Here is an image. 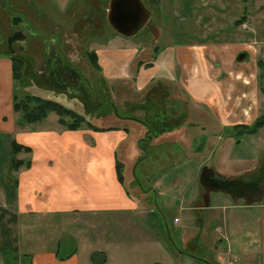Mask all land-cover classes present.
<instances>
[{
    "label": "crops",
    "instance_id": "1",
    "mask_svg": "<svg viewBox=\"0 0 264 264\" xmlns=\"http://www.w3.org/2000/svg\"><path fill=\"white\" fill-rule=\"evenodd\" d=\"M117 45V50L109 46L97 51L100 73L108 84L132 78L134 89L141 93L151 83L165 80L181 91L192 110L209 116V127L205 125L209 131L219 136V129L227 127L222 114L232 113L229 108L235 109V105L228 102L235 88V72L229 65L221 68L216 56L229 60V54L235 50H208L195 42L175 49L158 48L151 57L139 46H124L120 41ZM12 64L9 57L0 55V264H162L161 259L171 263L178 257L156 234L158 223L146 217L147 208L157 201L161 208L174 207L186 212L185 225L178 216L173 218L170 227L164 224L169 239L171 231L175 237H180L182 245L188 234L204 242L203 235L210 229V232L224 234L228 243L225 240L221 243L227 244L230 250V241L237 245L236 237L242 236L241 253H252L253 242H256L258 250L254 252L258 253L259 264H264V205L243 209L218 199L220 194H214V200L211 194L210 206L199 207L202 199V189L197 183L200 169L206 166L211 172L225 176V164L231 161L224 151L217 154L215 139L209 137L203 142L200 131L204 128L198 130L199 123L185 122L179 129L159 136H163L167 144L179 140L188 146L185 151L179 149L183 153L175 154L176 161L189 164L190 160L198 159L199 164L178 175H160L156 172L159 162L170 165L173 155L166 147L165 158L157 150L155 162L140 170L142 178L152 180L147 183V190L135 196L123 180L119 181L117 168L129 153L133 155L132 151H120L125 145L132 146L131 134L123 130L69 129L59 124L57 115L55 123L45 124L51 113L42 122L19 126V114L13 105L15 99L23 98L25 93L13 77ZM204 68L208 70L205 76ZM226 68L233 71L225 72ZM29 82L34 92L57 100L48 96L53 86L45 82L38 84L39 89L44 90L41 93L37 85L33 88V83ZM243 84L248 86V81ZM221 91L227 93L226 99H219ZM177 93L173 94L174 98ZM92 104L88 100L78 106H66L73 110L78 107L84 118L95 119L98 109L92 110ZM13 142L29 149V153L21 152L16 156L24 163L30 161L28 168L12 169ZM159 146L161 143L155 142L148 148ZM148 148L138 152L137 167L147 160ZM135 181L146 189L138 179ZM255 208L258 210L252 213ZM200 212L202 221L196 220ZM255 215L258 217L254 218ZM217 250L221 251L220 246ZM60 253L67 254L60 257ZM228 253H232L231 250ZM93 254L97 255L96 262L91 259ZM249 259L246 256L243 260Z\"/></svg>",
    "mask_w": 264,
    "mask_h": 264
},
{
    "label": "rangeland",
    "instance_id": "2",
    "mask_svg": "<svg viewBox=\"0 0 264 264\" xmlns=\"http://www.w3.org/2000/svg\"><path fill=\"white\" fill-rule=\"evenodd\" d=\"M141 1L150 12L149 22L136 36L123 38L107 25L106 15L109 0H0V55L24 61L25 65L21 70L22 75L33 83L34 88V85H38L41 82H38L34 76L33 66H35V69H41L43 66L42 61L48 69L47 78L50 81L55 80L56 70L54 71L55 67L52 66V63L61 64V57H55L56 60L50 62L51 54L45 55V52L47 51L48 43H51L52 50L61 52L69 63L71 62V66L88 82V90L91 94L90 99L93 102H97V104L103 102L105 104L109 101L114 106H118L119 110L124 109V111L131 112V109L137 103H141L153 87H157L162 93L158 102L162 105L168 99L165 107H167L168 111L172 110L169 114H173V117L181 120L183 116L181 113L186 112L187 118L185 122L187 124L193 121L199 123L197 125L199 127L198 130L201 127L204 128L202 132L200 131L203 142L212 137V140L215 139L216 141L215 148L217 149V154L219 155V152L223 153L224 151L228 155L231 161L225 164V176L230 177L237 173L239 175L253 170L260 158L264 157V127L259 129L255 134H244L239 139V143H236L238 139L235 132L228 129L235 124L251 125L256 118L262 119L264 117V0ZM86 10H89L88 16H85L87 14ZM96 10H98L97 15L93 16ZM11 16L18 17L22 22V26L19 25L26 27L22 36H19V39L14 40L13 43H11L13 40L11 34L14 32L19 33L20 26L11 25ZM88 18L90 19L91 27L88 26L90 25L88 24ZM84 21L85 23L82 24ZM236 22L239 24H236ZM95 28L96 31H94ZM38 30L42 32V35ZM79 30L85 32L86 39H83L77 33ZM57 34H59L60 38ZM37 35L40 38H36ZM8 36H10V39L7 42ZM57 37L58 39L55 40ZM118 41L121 44L124 43V46H139V48L145 51L146 55H151L150 52L152 49L154 51L155 46L158 48L166 46L167 48L175 49L181 46L186 47L184 45H191L195 42L196 44H202L208 50L217 48H224V51L228 49L235 50L234 53L229 54V60L216 56L220 62L219 64H221V68L224 65H229L233 67L235 72L233 74L235 88L230 93V98L228 99L230 105H235V109L233 111L229 108L232 113L222 114L227 127L223 128L222 126L219 129V136L214 131H209V128L205 126L209 123V116L206 113L199 115L192 109H184L183 105L187 101V98L183 96L175 85L170 86L165 80L151 83L141 93L134 89L131 77V79L123 83L108 84L102 78L100 71L93 68L91 58L95 55L97 60V51L104 47L114 46L113 48L117 50L115 46H118ZM213 53L215 54V50ZM237 53L245 54V57L241 61H238L236 58ZM221 58L222 60H220ZM227 68L225 72L229 70L233 71V69ZM204 74H208V70L205 68L203 76H205ZM243 81H248V86H245ZM112 91H115V94ZM24 93L25 95L22 98L24 99L23 103L26 102L27 96L25 91ZM176 93L177 98H174L173 94ZM31 94L33 95L31 90H29L28 95ZM37 96H41V94ZM226 96L227 93L221 91L219 99L222 97L226 99ZM173 99L178 100L172 101V104H170ZM123 103H125V107L122 106ZM33 105L34 102H31L28 104V108H32ZM177 109L180 112H174ZM101 111L97 112L98 116L95 119H85L89 120L93 125L100 127H109L117 123V118L105 117V112L107 113V111L105 110L103 113H100ZM75 112L80 113L77 109ZM22 115L19 112L18 117L21 119ZM190 115L191 118H188ZM214 116L219 117L217 114ZM132 117L143 119L144 113L135 111L132 113ZM56 118L57 116L51 113L45 124L50 122L55 123ZM64 120L69 123L73 122V118L70 117H65ZM158 120L155 119L156 122L154 124L155 126L159 124V126L151 131L153 136H159L163 133L161 130L164 128V120ZM160 123L163 124L160 125ZM80 127L87 129L85 123L81 124ZM131 127L129 128L131 129ZM133 128L135 129L131 131L137 133L139 128L137 126H133ZM141 136L142 134L139 137ZM157 140H160V137ZM167 142L166 140H162L161 146L155 149L148 148L147 160L140 162V166L138 167V163H136L137 152H133L131 156L132 161H122L121 177L125 186H127L133 195L139 196L143 192L142 190H147L149 186L147 183L152 179L146 180L142 178L140 170L142 166L155 162L154 155L157 154V150H159L158 153H161L164 158L166 157V155L164 156L165 147L166 151H169L173 155L170 165H165L164 161L159 162L156 172L160 173V175L167 174V177L170 176L168 174L178 175L184 169L186 170L189 167H193L194 164H199L200 161H197L198 159L190 160L189 164L176 161L175 157L177 156L175 154H182L183 152L179 149L185 151V148L188 149V146L186 147L185 143L183 144L179 140L171 141L168 144ZM152 144L155 143L153 142ZM192 152H194V148ZM220 158L222 159L223 157L220 156ZM121 160H123L122 156ZM213 167L215 168L214 164ZM137 179L146 189L138 185L139 183L135 181ZM212 195L215 200L216 196ZM217 197L218 199L229 201V205L240 206L244 209L241 202L232 204L227 196L219 195ZM261 205H264V202L257 205V207ZM161 206L160 201L153 203L152 207L147 208L146 217L150 221L158 223L157 228L159 231L156 234L172 247L174 256L178 257L173 259L171 263L164 262L161 259L159 262L162 264H204L203 262L206 264H259L258 253L254 252L258 250L256 242H253V246L254 249H257L251 250L250 252L252 253H249V251L248 253H241V250H239V248H243L244 238L242 236L236 237L237 245H234L230 241L232 253H228L230 250L227 244L221 243L222 240L228 243L226 237L223 236L224 234L222 232H210V229L206 235H203L205 238L204 242L188 234L184 245H182L180 237H175L171 231V238L169 239L164 230V224L166 223L170 227L173 218L178 216L181 219V224L185 225L186 212L174 207L161 208ZM199 207L205 208L202 199ZM257 210L258 208H255L251 212L255 213ZM197 214L196 220L202 221L203 216L201 212ZM257 217L258 215L254 216V218ZM207 234L209 238L211 237L210 240ZM219 246L221 251L217 250ZM179 252L189 254V256ZM66 254L60 253L59 256L65 257ZM246 256H249L250 259L243 260Z\"/></svg>",
    "mask_w": 264,
    "mask_h": 264
},
{
    "label": "trees",
    "instance_id": "3",
    "mask_svg": "<svg viewBox=\"0 0 264 264\" xmlns=\"http://www.w3.org/2000/svg\"><path fill=\"white\" fill-rule=\"evenodd\" d=\"M236 24H239L236 22ZM158 50V48H157ZM155 50V52L157 51ZM12 65H13V77L15 81L19 84L20 88L27 93L26 96V102L23 103L24 99H15L16 101L14 102L13 108L16 113L19 114L21 112L22 118H19V126H22L24 124H34V123H39L42 122L50 113H53L58 116V122L61 126H66L69 129H78L81 128V124H86L87 128L93 129L96 131H111V130H123L125 133L131 134L132 138V146L125 145L123 149L120 151H127V152H139V151H145L146 148L151 147L153 144L152 142H158L161 143L163 140L162 137L160 140H157V138L163 133H168L170 130H175L179 129L182 125L185 123L186 119V113H181L183 115L181 117V120L176 119L173 117V114H169L168 109H165L163 111H156L155 113H151L152 107H153V99L154 98H160V95L162 94L160 90L156 87H153L146 97L143 100V103L140 105H135L132 109L131 112L129 111H124V109L119 110V107H115L113 103H110L107 101L105 104L103 102H93L91 99L89 100L92 102L93 107L91 108L92 110L95 109L94 107H97L98 112L99 110H102L100 113H103L105 110V117H114L117 118V123L114 125H111L109 127H97L94 126L92 123H90L89 120H86L84 116L80 115L79 113H76L73 109L70 107L60 104L54 100L47 99L42 96H37L39 95L38 93L34 92L33 89L31 88V84L29 80H27L23 75H22V68H23V62L17 59L12 60ZM91 64L93 68L97 71H100V67L98 64V61L96 60V56L93 55L91 58ZM156 89V90H155ZM29 90H31V93L33 95H28ZM106 96V95H105ZM31 102H34V105L32 108H28V104ZM23 103V104H22ZM164 103H162V106ZM102 107V108H101ZM123 107H125V103H123ZM137 110H142L144 111V117L143 119H135L132 117V113H134ZM119 111H121L119 113ZM176 111V110H174ZM98 116V113H97ZM122 116V117H121ZM65 117H70L73 118V122L69 123L64 120ZM98 119V118H97ZM155 119L164 120V128L161 130L163 133L160 134L159 136H153L151 134V131L155 129V127L159 126L157 124L155 126L154 122ZM22 120V121H21ZM154 125H153V124ZM163 123H160V125ZM130 126L131 129L129 128ZM133 126H137L139 130H137V133H133L131 130H134ZM264 127V117L262 119L256 118L251 125H235L229 128L228 130H232L235 132V135L237 137V143H239V139L244 135V134H255L259 129H262ZM142 134L141 137L140 134ZM25 152L29 153V149L24 148L21 145L16 144L15 142L12 143L11 146V153H12V159H11V166L14 171H18L21 167L28 168L30 166V161L24 163L21 160H18L16 158L17 154ZM130 153L128 156L125 157L124 161H132L130 157ZM138 158L139 153H138ZM137 158V160H138ZM120 164V163H119ZM122 164H120L118 168L119 172V181L123 180L121 177V171H122ZM96 256V257H95ZM97 255L93 254L91 256V259L93 262H96Z\"/></svg>",
    "mask_w": 264,
    "mask_h": 264
},
{
    "label": "water",
    "instance_id": "4",
    "mask_svg": "<svg viewBox=\"0 0 264 264\" xmlns=\"http://www.w3.org/2000/svg\"><path fill=\"white\" fill-rule=\"evenodd\" d=\"M106 19L118 35L132 38L147 25L150 12L141 0H109ZM244 57L245 54H239L237 60ZM198 184L205 208L209 207L211 194L227 196L232 203L241 202L244 207L260 205L264 202V157L253 170L232 177L204 166L199 171Z\"/></svg>",
    "mask_w": 264,
    "mask_h": 264
},
{
    "label": "flooded vegetation",
    "instance_id": "5",
    "mask_svg": "<svg viewBox=\"0 0 264 264\" xmlns=\"http://www.w3.org/2000/svg\"><path fill=\"white\" fill-rule=\"evenodd\" d=\"M86 12H87V14L85 16H88L89 10H86ZM97 12H98V10L95 11V13H94L93 16H96L97 15ZM90 15H91V11H90ZM25 20H26V18H25ZM85 21L82 24H84ZM106 22H107V19H106ZM21 23L22 22H21V20L18 17L11 16V25L17 26V25L20 24L22 26ZM24 24H25V22H24ZM88 24H90L88 26L91 27L90 19H89V23ZM107 25L109 26L108 22H107ZM13 26H12V28H14ZM21 26H20V28L18 30L19 33L14 32V33L11 34L12 35V39H13L11 43H13L14 40L19 39V36L21 37L22 34L25 32L24 29L26 30V27H21ZM94 31H96V28L94 29ZM39 32L42 35V32L41 31H39ZM77 33H79V35L83 39H86V36H85V32L84 31L79 30ZM58 35L59 34H57V36ZM10 36L7 37V42L9 41ZM58 37L55 38V40H57ZM36 38H40L39 35H37ZM41 44H43V43H41ZM154 48H155L154 51H152L153 54L150 52V54H151L150 56L151 57L155 55V50L158 47L155 46ZM46 54H49V55L51 54L50 55V59H51L50 62H52L53 60H56L55 57H59V58L61 57L60 58L61 59V64L52 63V66L55 67L54 68V71L56 70L55 80L54 81H50L49 78H47L48 69L46 68V64L43 61H42L43 66L41 67V69H37V68L35 69V66H33L34 67L33 74L37 78L38 82H41V83L45 82L48 86H53L52 89H50V91L51 90L52 91L51 92H48V96L49 95H52L53 97H55L57 99V100H55L56 102H58L60 104H63L62 103V101H63L66 105H69V106H78L79 104H82L83 101L84 102H88V100H90V98H91V94H90V92L88 90V87H89L88 82H86V80L84 79V77H82L80 75V73L71 66V62L69 63V61L58 50L57 51H53L52 48H51V43H48L47 51L45 52V55ZM45 55H43V56H45ZM10 59L12 61L15 58L11 57ZM22 62H23V66H24L25 63H24V61H22ZM26 79L28 80V78H26ZM168 84L170 86L172 85L170 83H168ZM39 88H40V86L37 85V90ZM39 91L41 93L44 92V90H41V89H39ZM177 100L178 99L171 100V103L170 104H172V101L174 102V101H177ZM158 101H159V98H154L153 99V107H152V110L153 111H151L152 114L155 113L156 111H163V110L167 109V107H165V104L168 101V99H166V101H165V103H164L163 106ZM142 103H143V101L141 103H137V105H140ZM83 105L86 107L85 104H83ZM183 106H184L183 107L184 109L185 108L191 109L190 105L187 104V103H185ZM77 109H80V108L77 107ZM74 111H76V110L74 109ZM137 111L144 113V111H142V110H137ZM169 112H172V110H170Z\"/></svg>",
    "mask_w": 264,
    "mask_h": 264
},
{
    "label": "built area",
    "instance_id": "6",
    "mask_svg": "<svg viewBox=\"0 0 264 264\" xmlns=\"http://www.w3.org/2000/svg\"><path fill=\"white\" fill-rule=\"evenodd\" d=\"M174 222H177V219H174ZM228 264H231V263H228Z\"/></svg>",
    "mask_w": 264,
    "mask_h": 264
}]
</instances>
